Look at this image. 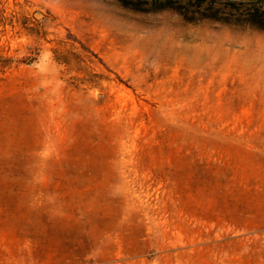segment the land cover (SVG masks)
<instances>
[{
    "label": "rangeland",
    "instance_id": "obj_1",
    "mask_svg": "<svg viewBox=\"0 0 264 264\" xmlns=\"http://www.w3.org/2000/svg\"><path fill=\"white\" fill-rule=\"evenodd\" d=\"M1 14L0 55L39 58L0 74V264H264L263 31L120 0Z\"/></svg>",
    "mask_w": 264,
    "mask_h": 264
},
{
    "label": "trees",
    "instance_id": "obj_2",
    "mask_svg": "<svg viewBox=\"0 0 264 264\" xmlns=\"http://www.w3.org/2000/svg\"><path fill=\"white\" fill-rule=\"evenodd\" d=\"M130 10L160 14L171 12L185 22L198 24L211 21L237 29H257L264 32V0H120ZM3 16L2 14L0 15ZM0 17V26L4 25ZM48 16L43 20L47 21ZM0 33H6V28ZM39 58L30 52L22 58L0 55V74L4 75L18 65H30Z\"/></svg>",
    "mask_w": 264,
    "mask_h": 264
},
{
    "label": "water",
    "instance_id": "obj_3",
    "mask_svg": "<svg viewBox=\"0 0 264 264\" xmlns=\"http://www.w3.org/2000/svg\"><path fill=\"white\" fill-rule=\"evenodd\" d=\"M35 16H36V17L41 16V13H40V12H36V13H35Z\"/></svg>",
    "mask_w": 264,
    "mask_h": 264
}]
</instances>
